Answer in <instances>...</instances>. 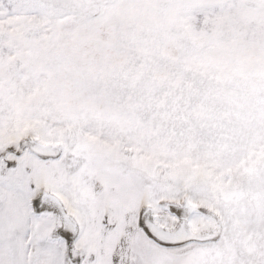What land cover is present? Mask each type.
<instances>
[{
    "label": "snow or ice",
    "instance_id": "1",
    "mask_svg": "<svg viewBox=\"0 0 264 264\" xmlns=\"http://www.w3.org/2000/svg\"><path fill=\"white\" fill-rule=\"evenodd\" d=\"M0 264H264V0H0Z\"/></svg>",
    "mask_w": 264,
    "mask_h": 264
}]
</instances>
